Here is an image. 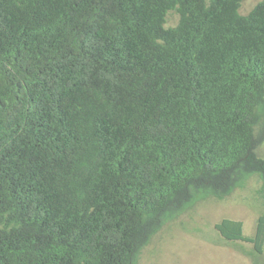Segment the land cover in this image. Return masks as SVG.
I'll list each match as a JSON object with an SVG mask.
<instances>
[{
  "label": "trees",
  "instance_id": "obj_1",
  "mask_svg": "<svg viewBox=\"0 0 264 264\" xmlns=\"http://www.w3.org/2000/svg\"><path fill=\"white\" fill-rule=\"evenodd\" d=\"M242 1L0 0V264H140L264 178V0ZM215 228L264 254V214Z\"/></svg>",
  "mask_w": 264,
  "mask_h": 264
},
{
  "label": "rangeland",
  "instance_id": "obj_2",
  "mask_svg": "<svg viewBox=\"0 0 264 264\" xmlns=\"http://www.w3.org/2000/svg\"><path fill=\"white\" fill-rule=\"evenodd\" d=\"M261 0H243L241 13L248 14ZM167 26H175L179 15L169 13ZM264 156V141L259 148ZM264 178L254 176L246 188L225 199L211 198L177 219L169 221L144 249L140 264H256L264 263L252 244L228 241L215 228L224 218L240 219L252 235L264 214Z\"/></svg>",
  "mask_w": 264,
  "mask_h": 264
}]
</instances>
